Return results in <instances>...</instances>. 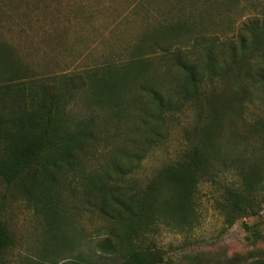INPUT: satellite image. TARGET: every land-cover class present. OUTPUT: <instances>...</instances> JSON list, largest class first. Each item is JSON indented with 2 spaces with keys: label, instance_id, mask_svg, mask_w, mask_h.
<instances>
[{
  "label": "rangeland",
  "instance_id": "obj_1",
  "mask_svg": "<svg viewBox=\"0 0 264 264\" xmlns=\"http://www.w3.org/2000/svg\"><path fill=\"white\" fill-rule=\"evenodd\" d=\"M177 23L191 33L177 39L164 33V27ZM255 23L264 25V0H0V41L35 77L86 74L140 58L148 64L147 79L141 81L163 85L167 92H174L182 76L155 45L197 60L206 45L238 43L243 30ZM226 87L207 89L223 92ZM252 94L243 116L225 115L215 147L228 163L243 162L248 172L264 175V84L254 86ZM70 111L76 120L94 119L102 131L87 173L112 174L111 166L119 164L135 191L182 160L200 113L188 107L155 123L154 108L138 88L125 96L119 110L92 106L82 92ZM146 138H152V146H146ZM81 185L79 178H68L64 218L51 226L23 192L0 182V221L11 238L1 264H114L96 248L109 236V224L79 201ZM242 189L235 167L221 170L199 186L189 222L175 216L159 223L142 248L161 252L162 264L264 262V182L252 198L254 216L230 213V193ZM162 192L174 199L171 187Z\"/></svg>",
  "mask_w": 264,
  "mask_h": 264
},
{
  "label": "trees",
  "instance_id": "obj_2",
  "mask_svg": "<svg viewBox=\"0 0 264 264\" xmlns=\"http://www.w3.org/2000/svg\"><path fill=\"white\" fill-rule=\"evenodd\" d=\"M163 31L173 39L191 33L184 23ZM243 31L238 43L227 42L217 49L213 43L206 45L197 60L155 45L182 76L174 92L143 83L148 64L140 58L86 74L35 77L15 58L13 48L0 41V182L17 187L55 226L64 218L61 205L68 178H79L82 185L76 197L109 224V236L96 248L114 264H162L161 252L142 248L146 234L175 216L181 223L189 222L199 186L221 170L235 167L242 182L241 192L230 193L231 215H256L252 198L264 175L248 172L243 162L228 163L215 147L225 115L233 111L243 116L253 101L252 88L264 84V25L251 24ZM217 84L227 87L223 92L208 91V86ZM133 88L149 100L155 123L162 124L166 115L188 107L200 112L182 160L138 191L125 181L127 171L119 164L111 166L112 174L87 173L86 164L102 142V131L94 119L76 120L70 111L82 92L92 106L119 110ZM151 139L146 138V146H152ZM165 187L173 189L174 199L162 197ZM10 244L8 229L0 221V264Z\"/></svg>",
  "mask_w": 264,
  "mask_h": 264
}]
</instances>
